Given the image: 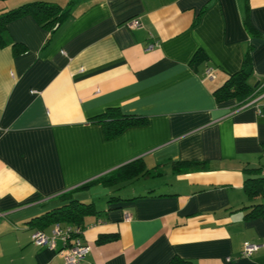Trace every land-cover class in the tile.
I'll list each match as a JSON object with an SVG mask.
<instances>
[{"label": "crops", "instance_id": "crops-1", "mask_svg": "<svg viewBox=\"0 0 264 264\" xmlns=\"http://www.w3.org/2000/svg\"><path fill=\"white\" fill-rule=\"evenodd\" d=\"M246 2L251 33L244 0H71L51 33L31 14L7 22L0 264H64L60 238L49 247L29 235L75 227L37 219L69 199L97 210L76 227L87 245L79 264H264V221L242 207L243 168L264 166V95L212 94L246 52L249 81L264 73V0ZM130 17L140 24L127 27ZM110 106L145 120L105 137L92 116ZM135 158L149 172L120 177ZM245 240L259 247L241 255Z\"/></svg>", "mask_w": 264, "mask_h": 264}, {"label": "trees", "instance_id": "trees-1", "mask_svg": "<svg viewBox=\"0 0 264 264\" xmlns=\"http://www.w3.org/2000/svg\"><path fill=\"white\" fill-rule=\"evenodd\" d=\"M71 0L65 5H60L55 0H24L14 6L0 9V44L7 41L6 24L11 19L23 14H31L42 26L47 27L50 33L54 30L56 25L61 22L69 13V4ZM245 13L242 18L244 28L254 32V28L247 16V2L244 0ZM15 44V42H14ZM199 55H196L198 57ZM251 74V63L247 52L244 54L241 65L229 72L225 78L213 88L212 94L218 99H225L228 97L236 98L240 103L244 102L251 94L253 83L249 81ZM92 120L100 122L105 137L113 136L121 131L125 126L130 124L141 123L145 120L142 114L137 113H122L117 107L110 106L104 111L92 116ZM186 168L192 167L194 164L200 163L197 160H185ZM177 170L179 168H176ZM247 175L243 179V188L246 191L250 200L243 205L246 208L244 217H261L264 221V174L260 172L261 167H244ZM122 174L120 177H131L144 172H149L144 169L142 160L139 158L132 159L120 166ZM97 210L94 208L92 202H84L76 199H69L65 203L48 209L37 219L41 224L59 221L62 223H69L70 226H81L83 223V216L85 214L94 213ZM101 237L98 240H102ZM172 264H177L173 262Z\"/></svg>", "mask_w": 264, "mask_h": 264}, {"label": "built area", "instance_id": "built-area-1", "mask_svg": "<svg viewBox=\"0 0 264 264\" xmlns=\"http://www.w3.org/2000/svg\"><path fill=\"white\" fill-rule=\"evenodd\" d=\"M127 27L138 26L139 20L137 17H130L124 21ZM153 43H148L146 48L152 47ZM203 76L210 78L213 76V71L210 66H205L203 69ZM264 95V73L261 74L258 79L253 83V89L248 97V103H251ZM247 102V101H245ZM258 109V108H257ZM259 111V109H258ZM260 172L264 174V166L261 167ZM76 227H60L58 222H55L51 230L47 233L42 229L36 228L30 232V240L34 244H43L49 247L54 246L55 238H60L62 240V247L57 250V252L62 256L64 264H79L83 259L86 251L87 245L82 243L77 237L76 232H78ZM74 232V235L72 234ZM259 247V244L255 241L245 240L243 241L240 254L249 255Z\"/></svg>", "mask_w": 264, "mask_h": 264}, {"label": "rangeland", "instance_id": "rangeland-1", "mask_svg": "<svg viewBox=\"0 0 264 264\" xmlns=\"http://www.w3.org/2000/svg\"><path fill=\"white\" fill-rule=\"evenodd\" d=\"M146 179H148V178H146V177H145V178H144V177L137 178V179H135V180L132 182V184H135V185L141 184L140 186L145 185L146 182H147ZM151 179H152V178H151ZM262 199L264 200V195L262 196Z\"/></svg>", "mask_w": 264, "mask_h": 264}]
</instances>
